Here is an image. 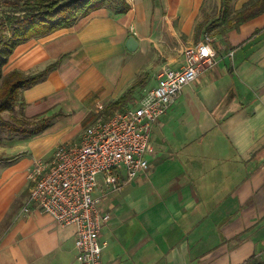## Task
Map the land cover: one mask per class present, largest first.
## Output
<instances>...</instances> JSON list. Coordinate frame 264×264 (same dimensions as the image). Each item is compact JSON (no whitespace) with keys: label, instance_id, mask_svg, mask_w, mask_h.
I'll return each mask as SVG.
<instances>
[{"label":"crops","instance_id":"crops-1","mask_svg":"<svg viewBox=\"0 0 264 264\" xmlns=\"http://www.w3.org/2000/svg\"><path fill=\"white\" fill-rule=\"evenodd\" d=\"M125 1L126 12L105 6L21 42L3 66L5 74L37 73L54 64L21 90L22 116L54 118L23 135L27 145L17 153L2 149L0 264H80L72 226L37 209L21 212L28 167L40 153L78 142L98 118L132 105L164 67L182 66L183 50L204 35L195 27L204 0ZM129 36L134 50L125 45ZM213 46L216 64L185 85L152 125L147 167L115 192L99 178L93 197L110 214L100 229L102 264H244L264 257V13L213 38ZM134 85L121 108L109 107Z\"/></svg>","mask_w":264,"mask_h":264},{"label":"built area","instance_id":"built-area-1","mask_svg":"<svg viewBox=\"0 0 264 264\" xmlns=\"http://www.w3.org/2000/svg\"><path fill=\"white\" fill-rule=\"evenodd\" d=\"M216 54L213 38L205 33L183 50L182 66L164 67L156 84L132 105L84 127L78 142L58 144L49 157L34 158L27 169L29 188L21 212L37 209L61 226H72L79 263L102 264L100 229L110 214L93 197L99 178L115 192L147 167L152 125L185 85L216 64Z\"/></svg>","mask_w":264,"mask_h":264},{"label":"trees","instance_id":"trees-1","mask_svg":"<svg viewBox=\"0 0 264 264\" xmlns=\"http://www.w3.org/2000/svg\"><path fill=\"white\" fill-rule=\"evenodd\" d=\"M3 4L10 10L0 19L2 27L6 30L0 37V131L6 128L10 132L32 136L46 128L54 115H41L32 121L24 116H11L7 120L2 116V112L18 108L22 114L25 102L21 97V90L44 79L54 64L37 73L13 70L3 74L2 66L14 48L31 37L44 36L70 27L79 17L85 16L91 10L112 6L116 12L123 13L127 11L128 4L125 0H6ZM219 4L218 20L228 24L234 21L246 22L264 12V0H255L227 19L229 0H219ZM135 86L109 107L121 108ZM137 86L141 87L142 83L139 82ZM244 264H264V257L259 259L253 255Z\"/></svg>","mask_w":264,"mask_h":264},{"label":"rangeland","instance_id":"rangeland-1","mask_svg":"<svg viewBox=\"0 0 264 264\" xmlns=\"http://www.w3.org/2000/svg\"><path fill=\"white\" fill-rule=\"evenodd\" d=\"M4 1L6 0H0V19L5 15L6 12L10 10V8L4 6L3 4ZM253 1L255 0H245L243 3L240 2L241 3L240 5L237 3L239 2V0H229V10H228L227 19L232 17L236 11L243 9L245 6L251 4ZM219 13H220L219 0H204L203 1V4L199 10V15L197 17V21L195 24L196 29H199L198 30L199 35L201 33L206 32L213 38L225 37L229 32L238 30L240 26L244 23V22L240 23V22L234 21V22H229L228 24L226 21H219L218 20ZM5 31H6L5 27H2L0 23V37L4 35ZM3 66H2V73L5 74ZM142 79L145 80V78H142ZM2 116L5 119L9 120L11 116L22 117V114L20 113L18 108H15L13 111H3ZM25 139H27V137L25 138V136H23L22 134L10 132L6 128L2 129L0 131V158L4 156L2 152L3 148L7 149L11 147L13 153L15 152L17 153L19 150V147L17 146L27 145L28 139L27 140ZM58 140H61V139H58ZM44 156L47 157L49 155H44ZM39 157H43V155L40 153L38 157H34V158H39ZM7 166H10V164ZM93 195L94 196L99 195V190L96 189Z\"/></svg>","mask_w":264,"mask_h":264},{"label":"water","instance_id":"water-1","mask_svg":"<svg viewBox=\"0 0 264 264\" xmlns=\"http://www.w3.org/2000/svg\"><path fill=\"white\" fill-rule=\"evenodd\" d=\"M135 40L132 36H129L127 41H126V47L129 49V50H134L135 48Z\"/></svg>","mask_w":264,"mask_h":264}]
</instances>
